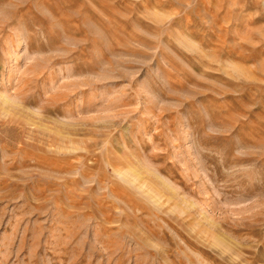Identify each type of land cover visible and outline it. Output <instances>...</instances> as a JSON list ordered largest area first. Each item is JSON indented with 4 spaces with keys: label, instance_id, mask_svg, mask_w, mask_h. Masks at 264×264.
Segmentation results:
<instances>
[{
    "label": "rangeland",
    "instance_id": "374dc122",
    "mask_svg": "<svg viewBox=\"0 0 264 264\" xmlns=\"http://www.w3.org/2000/svg\"><path fill=\"white\" fill-rule=\"evenodd\" d=\"M0 264H264V0H0Z\"/></svg>",
    "mask_w": 264,
    "mask_h": 264
}]
</instances>
